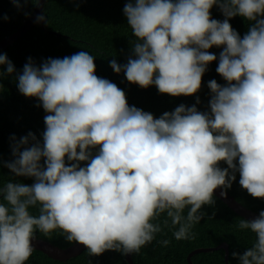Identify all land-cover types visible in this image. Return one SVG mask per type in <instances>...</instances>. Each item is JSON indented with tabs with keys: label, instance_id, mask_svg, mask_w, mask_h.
<instances>
[{
	"label": "clouds",
	"instance_id": "obj_1",
	"mask_svg": "<svg viewBox=\"0 0 264 264\" xmlns=\"http://www.w3.org/2000/svg\"><path fill=\"white\" fill-rule=\"evenodd\" d=\"M12 3L23 7L20 0ZM32 4L42 7L40 0ZM214 5L222 21L211 17ZM123 13L136 38L132 55L126 64L112 59L109 65L127 81L191 96L218 60L216 72L226 84L208 81V110L198 111L197 97L192 106L154 118L98 77L87 51L39 65L29 57L19 73L0 54V78L15 74L19 92L37 98L47 113L42 141L32 132L12 136L14 159L3 162L14 177L34 182L0 187V264H25L36 231L61 229L90 255L139 253L164 228L177 241L195 239L201 209L215 204L218 188L226 197L237 173L249 195L264 199V0H129ZM236 16L250 22L243 37L229 22ZM35 22L49 24V18L41 13ZM213 46H223L219 57L208 51ZM37 205L39 215H32ZM165 213L170 225L168 219L163 227L153 222ZM238 228L254 233L255 241L231 257L264 264V209Z\"/></svg>",
	"mask_w": 264,
	"mask_h": 264
},
{
	"label": "trees",
	"instance_id": "obj_2",
	"mask_svg": "<svg viewBox=\"0 0 264 264\" xmlns=\"http://www.w3.org/2000/svg\"><path fill=\"white\" fill-rule=\"evenodd\" d=\"M129 0H46L42 13L48 16L49 24H44L47 31L39 23L32 26L25 34L18 37L12 44L0 50V54H7L16 71L22 72L23 66L31 57L39 65L48 58H64L79 51H87L95 57V74L108 79L116 84L126 94L129 106H135L145 112L152 113L154 118H159L164 112L173 111L180 104L192 106L199 97L200 103L196 104L198 111L208 110L211 90L208 81L215 79L224 85L226 81L216 72L218 60L208 65L202 76L201 88L191 96L173 97L159 93L155 85L141 88L139 85L127 81L123 72L117 74L110 67L109 61L115 59L118 64H126L132 55V42L135 37L127 24L123 8ZM134 2V0H133ZM22 8L17 9L12 0H0V40L10 35L32 13V0H20ZM79 4V7H76ZM211 17L223 20L225 17L217 6L210 10ZM29 13L30 15H26ZM9 19L5 21L3 17ZM230 24L241 37L248 31L249 21L241 16L230 19ZM57 32L55 35L51 32ZM223 46H213L208 51L219 57ZM3 66H0L2 68ZM35 97H26L17 87L15 74L0 78V187L6 182H20L31 185L33 178L14 177L10 170L3 167V162L14 159L11 145L12 136L17 139L34 133L42 141L41 133L45 130L44 117L47 113ZM96 150H93L95 154ZM87 162H81L85 166ZM221 167L226 165L221 162ZM239 174L233 182L231 189L227 190L236 201L244 207L259 213L264 209V199L253 198L239 185ZM215 204L211 207L204 206L201 211L205 213L204 219L196 224L193 231L195 239L177 241L172 236L169 228H164L156 238L139 253L130 255L133 264H189L188 256L194 250L212 248L224 242L228 245V262L224 260V249L199 251L191 254V264H238L230 255L232 251L243 253L252 246L255 234L250 230H240L238 224L245 219L215 195ZM2 202V197H0ZM39 205L30 208L32 215H39ZM188 209L184 210V215ZM213 212L215 215L213 216ZM166 213L161 214L157 221L163 227ZM38 238L65 248L75 243L65 239V233L56 229L45 235L39 231L34 234ZM167 239L168 246H163L159 241ZM25 264H129L125 255L115 251L106 250L100 255H90L85 248L78 255L67 260H54L39 250H33L32 255Z\"/></svg>",
	"mask_w": 264,
	"mask_h": 264
},
{
	"label": "water",
	"instance_id": "obj_3",
	"mask_svg": "<svg viewBox=\"0 0 264 264\" xmlns=\"http://www.w3.org/2000/svg\"><path fill=\"white\" fill-rule=\"evenodd\" d=\"M40 2H41L42 7L37 8L34 6L32 13L29 16V18L27 20L23 21L22 24L20 26H18L10 35H8V36H6L0 40V50L4 49L8 45L12 44L18 37L25 34L32 26L37 24L35 22V17L38 14L42 13L46 0H40ZM39 24L41 25L43 30L47 31L45 29L43 23H39ZM51 33L58 35V33L55 31L51 32ZM220 191H221V189H219V188L214 190V195L216 197H218L220 200H222L229 208H231L233 211H235L237 214H239L243 218L253 219L258 215L257 213L253 212L252 210L241 205L238 201L235 200V198L231 194H229L228 191H227L226 197L220 196ZM32 246H33V250H39V251L43 252L44 254H46L47 256H49L50 258H52L54 260H61V261L67 260L71 257L78 255L80 252H82L86 248V246H84L78 242H75L68 247L60 248V247L50 243L49 241L44 240L42 238H38L36 236L32 241ZM219 248L224 249V260L227 263L228 262V245L224 242L220 243L216 247L204 248V249H198V250L192 251L187 258L188 262H189V264H191L190 256H191V254H193L195 252L211 251V250H215V249H219ZM130 255L131 254L125 255V258L129 262V264H133V262L130 259Z\"/></svg>",
	"mask_w": 264,
	"mask_h": 264
}]
</instances>
